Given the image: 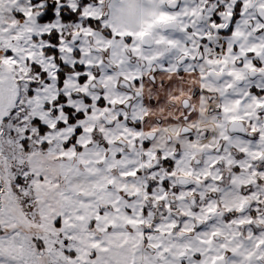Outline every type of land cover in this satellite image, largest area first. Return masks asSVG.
Wrapping results in <instances>:
<instances>
[{
	"label": "snow or ice",
	"instance_id": "1",
	"mask_svg": "<svg viewBox=\"0 0 264 264\" xmlns=\"http://www.w3.org/2000/svg\"><path fill=\"white\" fill-rule=\"evenodd\" d=\"M0 264H264V0H0Z\"/></svg>",
	"mask_w": 264,
	"mask_h": 264
}]
</instances>
